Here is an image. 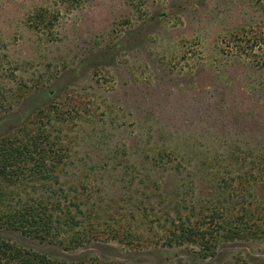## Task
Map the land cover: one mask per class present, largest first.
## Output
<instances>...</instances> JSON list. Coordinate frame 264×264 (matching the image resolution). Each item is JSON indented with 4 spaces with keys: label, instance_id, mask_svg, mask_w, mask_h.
I'll return each mask as SVG.
<instances>
[{
    "label": "rangeland",
    "instance_id": "obj_1",
    "mask_svg": "<svg viewBox=\"0 0 264 264\" xmlns=\"http://www.w3.org/2000/svg\"><path fill=\"white\" fill-rule=\"evenodd\" d=\"M43 91L67 114L64 129L83 128L81 161L71 171L90 169L89 202L103 209L104 232L72 256L264 264V239L223 241L201 258L190 247L122 243L106 234L107 225L132 218L141 191L154 199L144 174L158 175L149 168L157 145L174 149L169 156L192 172L186 185L162 176L186 203L195 193L199 203L216 204L222 178L257 173V162L264 170V0H0L2 114L42 107ZM22 93L27 100L15 102ZM254 190L264 198V183ZM0 236L62 255L16 231L1 229Z\"/></svg>",
    "mask_w": 264,
    "mask_h": 264
},
{
    "label": "trees",
    "instance_id": "obj_2",
    "mask_svg": "<svg viewBox=\"0 0 264 264\" xmlns=\"http://www.w3.org/2000/svg\"><path fill=\"white\" fill-rule=\"evenodd\" d=\"M43 95L42 107L27 111L26 105L18 115L2 114L4 98H0V230L19 232L41 245L53 246L54 252L62 255L54 257L0 236V264H128L95 255L70 254L100 238L104 232L99 222L103 209L89 202L90 169L71 171L81 161L76 139L83 138V128L64 129L67 114L56 108L54 94L43 91L40 96ZM27 96L22 93L15 102L23 103ZM166 148L157 145L151 153L149 168L158 172L157 177L144 174L156 188L151 197L154 199L141 191L142 196L130 213L132 218L123 215V219L127 217L125 222L119 219L118 224L107 225L109 238L122 243L131 239L155 248L190 247L201 258L212 256L223 241L264 239V198L254 190L260 182L264 183V170L257 167L258 162L257 173L222 178V186L213 198L216 204L199 203L195 193H190V203H186L177 196L178 186L173 180L166 184L162 176L177 177L182 184L184 178L191 179L192 172L186 171L187 163L182 165L180 158L169 156L175 153L174 149ZM206 161L204 157L202 169L207 168ZM113 168L111 164L107 171ZM70 175L73 179H68ZM220 197L233 201L223 206ZM222 264L247 263L236 259L234 263Z\"/></svg>",
    "mask_w": 264,
    "mask_h": 264
}]
</instances>
